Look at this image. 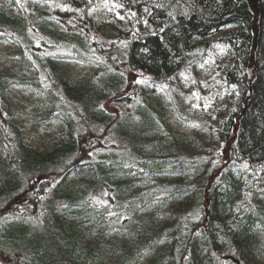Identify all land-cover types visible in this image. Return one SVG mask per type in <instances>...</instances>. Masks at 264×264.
Masks as SVG:
<instances>
[{
	"label": "trees",
	"instance_id": "obj_1",
	"mask_svg": "<svg viewBox=\"0 0 264 264\" xmlns=\"http://www.w3.org/2000/svg\"><path fill=\"white\" fill-rule=\"evenodd\" d=\"M94 1L11 0L16 15L0 12V39L19 44L21 66H37L43 57L47 113L68 128L49 152L26 146L10 123L0 80V141L9 158L0 170V264H102L80 248L66 218L83 212L90 221L101 208L108 226H124L117 206L130 196L108 177L132 171L147 177L178 158L160 155L151 135L162 128L154 94L191 72L207 49L201 41L228 26L233 30L222 42L233 60L220 81L235 92L232 109L216 130L218 147L202 156L208 161L202 178L154 187L163 198L192 190L195 202L158 237L172 238L173 250L149 264H252L259 246L254 227L264 225V0H108L127 19L125 29L93 20ZM61 45L89 64L84 82L69 84L53 63ZM76 168L85 175L63 192Z\"/></svg>",
	"mask_w": 264,
	"mask_h": 264
},
{
	"label": "rangeland",
	"instance_id": "obj_2",
	"mask_svg": "<svg viewBox=\"0 0 264 264\" xmlns=\"http://www.w3.org/2000/svg\"><path fill=\"white\" fill-rule=\"evenodd\" d=\"M0 12L14 16L16 8L11 0H0ZM89 13L93 20L119 29L128 26L127 19L108 0H95ZM232 30L233 27L228 26L202 40L207 42V49L200 61L192 66L191 72L179 73L171 85L159 88L154 94L157 111L162 115V128L156 126L151 135L160 142V155H177L178 158L170 165H164L159 173L154 172L147 177L134 171L108 177L112 184L120 181L123 193L130 196L126 203L117 206L125 217L124 226L117 222L108 226L102 219L104 211L101 208L95 211L90 221L86 220L83 212L79 215L69 213L66 218V222L77 230L80 248L91 250L98 263L117 264L129 257L135 264H149L160 260V253L167 247L173 248L172 238L159 240L158 237L174 222L177 214L192 207L195 194L191 190L163 198L154 195V187L160 182H183L186 178L198 181L208 165L202 156L219 145L216 130L231 111L235 96V92L225 88L220 81L221 74L233 60L232 51L222 38ZM216 45H221L223 51ZM61 47L57 50L60 53L51 56L53 63L64 72L69 84L84 82L90 73L89 64L66 54L67 47ZM21 52L19 44L12 39H0V80L2 94L8 104L9 120L26 146L49 152L59 138L66 137L68 128L62 117L47 113L50 107L43 92L45 76L40 69L43 57L38 56L34 60L37 66L24 69ZM139 76L136 73L134 78ZM206 104L211 106L205 108ZM105 107L108 111L115 109L113 105L105 104ZM6 146L0 141V170L8 167ZM80 175L83 177L85 173L80 174L77 168L70 171L64 181L63 192H71ZM259 197L264 202V194ZM122 207L128 208V212L125 213ZM78 209L80 206L75 205L74 210ZM254 232L259 246L252 264H264V225H256ZM141 241L146 242L144 250L138 247Z\"/></svg>",
	"mask_w": 264,
	"mask_h": 264
},
{
	"label": "snow or ice",
	"instance_id": "obj_3",
	"mask_svg": "<svg viewBox=\"0 0 264 264\" xmlns=\"http://www.w3.org/2000/svg\"><path fill=\"white\" fill-rule=\"evenodd\" d=\"M17 3L19 4L20 3V0H17ZM121 19H123V17H121ZM216 47L221 48V51H223V47L221 45H216ZM201 67H203V65H201ZM137 82L138 83H143V81H137ZM197 106H199V105H197ZM210 106H211L210 104H206L205 105V108H208ZM245 167H246V165H245Z\"/></svg>",
	"mask_w": 264,
	"mask_h": 264
}]
</instances>
